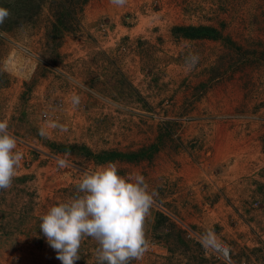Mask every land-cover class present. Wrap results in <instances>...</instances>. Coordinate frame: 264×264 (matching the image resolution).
<instances>
[{
	"label": "rangeland",
	"instance_id": "rangeland-1",
	"mask_svg": "<svg viewBox=\"0 0 264 264\" xmlns=\"http://www.w3.org/2000/svg\"><path fill=\"white\" fill-rule=\"evenodd\" d=\"M5 1L0 121L23 159L0 190V264H62L40 217L109 163L155 193L150 248L130 264H228L217 246L230 264H264V66L221 81L240 53L229 62L219 42L173 31L217 16L236 38L260 29L236 19L264 20V0H46L29 19ZM96 247L84 239L75 264H96Z\"/></svg>",
	"mask_w": 264,
	"mask_h": 264
},
{
	"label": "clouds",
	"instance_id": "clouds-1",
	"mask_svg": "<svg viewBox=\"0 0 264 264\" xmlns=\"http://www.w3.org/2000/svg\"><path fill=\"white\" fill-rule=\"evenodd\" d=\"M110 2L122 7L127 0ZM10 17V11L0 7V26ZM16 148L8 121H0V190L12 186L23 159ZM60 163L63 165V161ZM76 192L70 201L51 206L40 217V230L57 253L56 259L62 264H75L80 259L81 242L91 238L97 245L96 264H130L141 260L150 248L144 222L155 195L148 191L145 177L121 176L116 165L109 163L84 172L76 183Z\"/></svg>",
	"mask_w": 264,
	"mask_h": 264
},
{
	"label": "trees",
	"instance_id": "trees-1",
	"mask_svg": "<svg viewBox=\"0 0 264 264\" xmlns=\"http://www.w3.org/2000/svg\"><path fill=\"white\" fill-rule=\"evenodd\" d=\"M5 1V0H4ZM10 2L13 1V4L7 3L5 7H12L14 8L17 13H19L15 18L20 17L23 15V17L27 16V18H31L35 16L36 12L39 11L43 5L45 4L46 0H41L42 3H37V0H9ZM71 2L75 3L76 5H80V10H82V7L85 5L87 0H70ZM6 2V1H5ZM230 18H219V17H205V26H182V27H176L174 28V32L179 34L180 36L188 39H202V40H209L213 42H219V44L223 45L227 49V53L225 54L227 56L226 59L232 61L234 59L235 52L240 53V59H239V65L234 67V69H229L227 66H223L222 68H219V71L217 76L221 81H232L234 80V77L239 76V79H241L242 76H245L242 74L243 69L248 68H254V70L258 71L260 70L259 67H254L258 64H261V66H264V51H259L257 49H261L264 45V29L259 27L260 25H264V20L259 19V17L244 19V18H238L236 19V22H238L240 25H244L247 28L250 26L259 25L258 30H252L249 33H238V36L235 38L232 33V31L229 30L228 27H230L229 20ZM56 28H58L59 33H64L65 31L68 32V27H66L63 23L57 25ZM251 34V35H250ZM254 46L255 50H253L251 53H253L252 57H249L246 55L248 53L247 49H251L250 47ZM242 52V53H241ZM246 52V53H245ZM226 59L223 57L221 60H223L224 64L228 63ZM239 73V74H238ZM238 74V75H237ZM251 75V74H250ZM216 76V77H217ZM252 75L250 76V78ZM249 78V79H250ZM249 81V80H248ZM250 82V81H249ZM131 87V85L129 84ZM130 98V96H128ZM145 112H152L150 107L146 105ZM151 110V111H150ZM185 113H178L177 117H174V119L178 120L182 117H185ZM149 116V115H148ZM167 116V115H166ZM167 124H171V122H166ZM169 127V125H167Z\"/></svg>",
	"mask_w": 264,
	"mask_h": 264
},
{
	"label": "built area",
	"instance_id": "built-area-1",
	"mask_svg": "<svg viewBox=\"0 0 264 264\" xmlns=\"http://www.w3.org/2000/svg\"><path fill=\"white\" fill-rule=\"evenodd\" d=\"M216 250L221 254L222 260L225 261L226 263L230 264V259L227 255L226 250L222 247H219V246L216 247Z\"/></svg>",
	"mask_w": 264,
	"mask_h": 264
}]
</instances>
